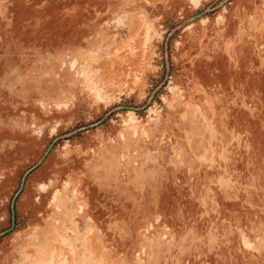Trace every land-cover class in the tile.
I'll use <instances>...</instances> for the list:
<instances>
[{"label": "rangeland", "instance_id": "rangeland-1", "mask_svg": "<svg viewBox=\"0 0 264 264\" xmlns=\"http://www.w3.org/2000/svg\"><path fill=\"white\" fill-rule=\"evenodd\" d=\"M0 264H264V0H0Z\"/></svg>", "mask_w": 264, "mask_h": 264}, {"label": "bare ground", "instance_id": "bare-ground-1", "mask_svg": "<svg viewBox=\"0 0 264 264\" xmlns=\"http://www.w3.org/2000/svg\"><path fill=\"white\" fill-rule=\"evenodd\" d=\"M75 193V192H74Z\"/></svg>", "mask_w": 264, "mask_h": 264}]
</instances>
